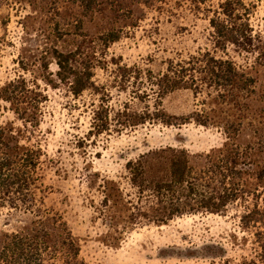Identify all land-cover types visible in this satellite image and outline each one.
I'll return each instance as SVG.
<instances>
[{"label": "rangeland", "instance_id": "rangeland-1", "mask_svg": "<svg viewBox=\"0 0 264 264\" xmlns=\"http://www.w3.org/2000/svg\"><path fill=\"white\" fill-rule=\"evenodd\" d=\"M223 1L0 0V128L41 160L32 211L0 209V247L42 219L50 247L64 253L44 264H67L72 242L83 264L256 262L257 230L242 226L243 206L167 223L144 216L158 211L154 185L169 179V150L198 169L231 146L261 170L264 1L243 0L257 37L249 52L216 49L209 19ZM57 53L76 54L70 67L92 75L80 95L59 76ZM207 54L243 76L232 97L198 74L188 89L165 91L171 66L191 72ZM256 189L244 205L261 197Z\"/></svg>", "mask_w": 264, "mask_h": 264}, {"label": "trees", "instance_id": "trees-1", "mask_svg": "<svg viewBox=\"0 0 264 264\" xmlns=\"http://www.w3.org/2000/svg\"><path fill=\"white\" fill-rule=\"evenodd\" d=\"M129 1L145 5L152 2ZM196 1L205 4L207 0ZM250 12L243 0H224L211 12L209 25L216 49L226 51L229 46H233L245 52L253 50L257 37L250 23ZM261 52L264 53L262 38ZM55 58L59 76L66 74L64 79L71 81L75 95L88 89L92 75L85 76L75 67H70L76 54L57 53ZM191 63V72L181 63L177 64V69L170 67L168 74L160 80L167 93L188 89L196 81L195 74L203 75L201 83L214 87L224 100L227 96L232 97L233 89L240 87L239 82H242L243 76L235 71L230 61H218L207 54L193 59ZM6 131L0 128V209L9 207L32 211L33 189L41 164L40 154L31 149L21 150L19 142L12 146L14 137ZM165 154L171 156L169 179L154 185L158 211L144 216L155 223H167L186 215H226L233 206H243L244 211L240 216L242 226L257 230V260L250 264H264V139H261L263 159L260 171L251 155L232 149L231 146L217 156H209L205 165L198 169L191 166L186 152L169 150ZM256 186L262 189V195L255 198L252 207H248L244 204L247 198L258 192ZM45 223L41 219V228L31 234L15 233L7 236L0 247V264H44L50 252L55 258L62 259L64 253H59V249H52L49 245L51 235L43 231ZM67 247L74 254L72 259L65 260L67 264H83L79 263L80 251L75 243Z\"/></svg>", "mask_w": 264, "mask_h": 264}]
</instances>
